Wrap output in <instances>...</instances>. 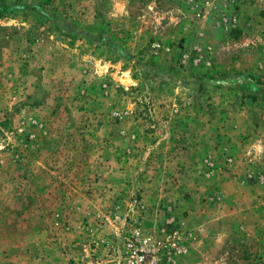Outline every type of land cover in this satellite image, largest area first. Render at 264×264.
<instances>
[{"label":"rangeland","instance_id":"rangeland-1","mask_svg":"<svg viewBox=\"0 0 264 264\" xmlns=\"http://www.w3.org/2000/svg\"><path fill=\"white\" fill-rule=\"evenodd\" d=\"M257 142L264 0H0V264H264Z\"/></svg>","mask_w":264,"mask_h":264},{"label":"built area","instance_id":"built-area-1","mask_svg":"<svg viewBox=\"0 0 264 264\" xmlns=\"http://www.w3.org/2000/svg\"><path fill=\"white\" fill-rule=\"evenodd\" d=\"M152 46L154 48H158L161 46V44L159 42H154ZM128 246H129L128 262L124 264H157L158 263L156 256L148 255L145 251H143V249L140 250L132 243H129Z\"/></svg>","mask_w":264,"mask_h":264},{"label":"clouds","instance_id":"clouds-1","mask_svg":"<svg viewBox=\"0 0 264 264\" xmlns=\"http://www.w3.org/2000/svg\"><path fill=\"white\" fill-rule=\"evenodd\" d=\"M116 7H117V12H123L125 10L124 6L120 3H118L116 5ZM252 148L256 150L257 155H259L261 151H264V147H262V145L259 142L255 143L252 146ZM250 151H251V149H250Z\"/></svg>","mask_w":264,"mask_h":264}]
</instances>
